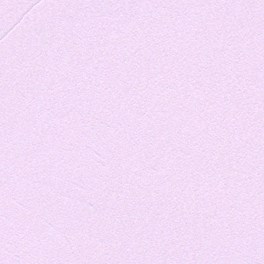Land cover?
I'll return each mask as SVG.
<instances>
[{
  "label": "snow or ice",
  "instance_id": "snow-or-ice-1",
  "mask_svg": "<svg viewBox=\"0 0 264 264\" xmlns=\"http://www.w3.org/2000/svg\"><path fill=\"white\" fill-rule=\"evenodd\" d=\"M0 264H264V0H0Z\"/></svg>",
  "mask_w": 264,
  "mask_h": 264
}]
</instances>
